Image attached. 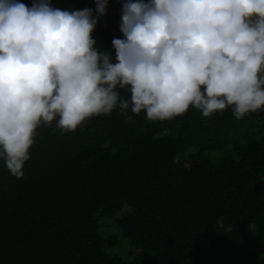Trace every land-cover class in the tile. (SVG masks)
<instances>
[{
	"label": "trees",
	"instance_id": "trees-1",
	"mask_svg": "<svg viewBox=\"0 0 264 264\" xmlns=\"http://www.w3.org/2000/svg\"><path fill=\"white\" fill-rule=\"evenodd\" d=\"M120 8L107 0L98 48L121 37ZM128 115L41 123L21 177L0 160V264H264V109Z\"/></svg>",
	"mask_w": 264,
	"mask_h": 264
},
{
	"label": "clouds",
	"instance_id": "clouds-1",
	"mask_svg": "<svg viewBox=\"0 0 264 264\" xmlns=\"http://www.w3.org/2000/svg\"><path fill=\"white\" fill-rule=\"evenodd\" d=\"M120 2L109 52L90 35L107 0L80 10L0 0V160L11 175H23L41 123L65 132L113 110L167 120L189 105L203 117L230 107L235 119L264 109V0Z\"/></svg>",
	"mask_w": 264,
	"mask_h": 264
}]
</instances>
